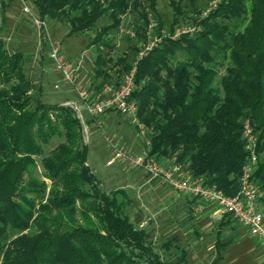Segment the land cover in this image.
I'll return each mask as SVG.
<instances>
[{
	"label": "trees",
	"instance_id": "1",
	"mask_svg": "<svg viewBox=\"0 0 264 264\" xmlns=\"http://www.w3.org/2000/svg\"><path fill=\"white\" fill-rule=\"evenodd\" d=\"M147 1L155 12V0ZM167 1L174 14L169 28L188 17L194 29L157 42L136 63L132 98L147 129L148 154L166 157L232 196L249 158L243 138L248 122L257 138L252 179L263 192L264 210V0H218L210 9L197 0ZM31 2L40 20H63L69 33L95 30L88 42L97 49L94 90L118 82L129 67L126 55H110L108 32L128 11L139 14L137 37H145L149 22L147 12L138 11L141 0ZM156 22L159 33L163 25ZM33 90L22 53L9 52L0 38V264H190L183 249L173 260L160 258L150 233L130 218L135 200L125 189L102 190L87 164L75 109L44 102L40 87ZM37 167L42 178L35 176ZM227 242H216L210 264Z\"/></svg>",
	"mask_w": 264,
	"mask_h": 264
},
{
	"label": "rangeland",
	"instance_id": "2",
	"mask_svg": "<svg viewBox=\"0 0 264 264\" xmlns=\"http://www.w3.org/2000/svg\"><path fill=\"white\" fill-rule=\"evenodd\" d=\"M141 1L138 11L144 10L147 12L149 19L143 39L137 37L134 31V25L139 20L137 11H128L123 16L121 24L107 34L109 41L114 45L110 55L113 59L126 55L127 61L125 63L129 64V67L133 63H137L157 42L162 41L164 38L179 37L190 31L194 25L188 17L180 18L179 22L170 29L169 25L174 14L167 0H155V12L149 10L147 0ZM209 2L210 0L196 1L201 9L206 8ZM25 4L29 7L30 12L23 11V3L20 0H0V38L5 48L9 52L19 51L22 53L24 72L34 85L33 92L40 87L42 101L58 103L66 98L78 99L79 97L74 88L65 85L54 87L58 73L51 69L47 56V43L44 39L41 43V30L36 22V18H38L36 6L31 0H25ZM189 15H192V13H189ZM157 18L163 25L159 33L155 32ZM43 20L51 41L58 42L63 52H66L72 60L82 57L83 66L79 72L84 73V69L87 68L88 71L84 76L91 80L92 57L96 55L97 49L95 45L89 46L88 42L93 37L95 30L84 33H69L70 27L67 22L52 17H44ZM103 21L107 22L108 20L105 18L98 21L96 26H100ZM132 44L137 48H132ZM177 57L182 58V52L178 51ZM114 69H116V66H114ZM124 72L122 70L120 77ZM84 83L88 84V81ZM88 92L92 94L93 91L90 89ZM80 102L82 101L80 100ZM77 106L80 109L84 141L87 144V164L100 181L102 190L109 191L114 188H123L127 191L129 197L139 196L140 189L138 185L130 184L129 177L124 172V174L122 173L124 165L130 167L127 161L114 160L113 163L107 164V160L112 157V148L108 140L118 142L131 156L140 155L146 149V141L149 142L145 126L138 121L136 113L134 116H130L118 112H107L88 120L85 110L80 105ZM141 130H143L142 133ZM57 142L58 139L52 140L46 150L52 148ZM35 176L42 178L40 167H37ZM260 191L263 193L261 189ZM147 202V211L142 209L148 212V216H144L142 210L137 213L135 211L137 205L129 208V215L139 227L146 228L150 233L154 250L163 261L175 259L176 254L182 248L185 250L186 258L190 264H210L217 256L215 249L216 230L203 231L199 237H188L186 239L185 235L182 234V230L177 227L176 235L178 239L174 240L169 226L166 225L167 222L164 220L171 217H183L186 213L184 209L179 207L171 210L168 204L165 203L154 209L158 201L153 203L152 199ZM262 211L264 213L263 209ZM152 215L157 216L154 218ZM210 226L211 224H207L208 228ZM199 227L202 230V226L199 225ZM193 228L195 227L193 226ZM219 239L221 241L230 240L221 247L220 257L216 264H264V245L257 242L246 227L238 224L237 232L232 235L226 234L223 230L219 235ZM166 241L171 242L168 248L162 245ZM139 264L144 263L140 262Z\"/></svg>",
	"mask_w": 264,
	"mask_h": 264
},
{
	"label": "built area",
	"instance_id": "3",
	"mask_svg": "<svg viewBox=\"0 0 264 264\" xmlns=\"http://www.w3.org/2000/svg\"><path fill=\"white\" fill-rule=\"evenodd\" d=\"M23 3V11L30 12L29 7ZM218 0L209 2L208 9L214 7ZM206 9V11H208ZM43 39L48 45L47 56L51 69L58 73L55 79L54 87L65 85L74 88L79 99L83 102L84 108L90 118H95L107 112H118L125 115L134 116L137 111V103L132 98L135 85V74L137 64L133 63L127 71L119 78L116 83H103L92 94L88 88L77 81V76L83 66L82 57L75 60L67 57L58 42L51 41L44 20L36 18ZM194 28L191 27V32ZM151 46V45H150ZM76 111L77 116L81 119L80 109L77 105L70 104ZM143 130H141V133ZM243 138L245 149L248 151V161L242 167L239 177V189L232 195H225L214 184H207L202 176L195 177L182 165L171 160L168 167L161 165L158 160L148 154L149 142L146 141V149L142 154L131 156L118 142L108 140L112 148V157L107 160V164L113 163L114 160H126L132 168H139L151 177L160 179L171 189L198 199L208 201L218 205L231 217L248 230V232L258 239L264 245V213L259 203V197L262 195L258 184L252 179V173L257 161L256 153V134L251 130L248 122L243 126Z\"/></svg>",
	"mask_w": 264,
	"mask_h": 264
},
{
	"label": "crops",
	"instance_id": "4",
	"mask_svg": "<svg viewBox=\"0 0 264 264\" xmlns=\"http://www.w3.org/2000/svg\"><path fill=\"white\" fill-rule=\"evenodd\" d=\"M64 53L66 54L67 57H69L66 52ZM93 59L94 57H92V62ZM87 71L88 69L85 68L83 71L84 73L79 72L77 76V81L85 85L88 88V91L90 89L91 91H93L94 77H93L92 67H91L92 75H90L91 80H89V78L84 76ZM87 81L88 84H85L84 82ZM58 103H62V104L73 103L75 105H80V107L84 109L86 112V109L84 108V104L83 102H80L79 98L78 99L66 98L62 102H58ZM86 114L88 116V120H90V117L87 112ZM156 159L161 165L165 167H168L171 163V160L166 157L159 156ZM182 168L185 169L184 166H182ZM123 170L124 171H122V173L124 172L129 177V183L132 185H138V188L140 189L139 196L131 197V199L135 200V205H137L135 209L137 213L142 210V212H144V216H148V212H146L148 209L146 203H148L147 201H150L152 199H153V203H155V201L156 202L158 201L155 204L154 209H156L160 205H163V203L168 204L169 209L171 210L179 207L184 209L186 213L183 217L181 218L171 217L164 220L167 222L166 225L169 226V230L171 231L173 237L172 239L174 240L178 239V236L176 235L177 227H179L182 230V234L185 235L186 239L188 237H199L202 235L203 231L216 230V240H215V249H216L217 241L229 242L230 240L227 239L221 241L219 239V235L223 230L226 234L229 235L230 234L232 235L235 232H237L238 224L232 221V219H229L226 215L227 212L224 211L222 208H220L218 205L198 199L197 197L179 193L171 189L167 184L163 183L160 179L149 176V174L145 173L141 169L130 168L127 167V165H124ZM142 208L145 209L146 211H143ZM152 216H154L155 218L157 215H152ZM142 221L143 223H145L144 220ZM207 224L208 225L211 224V226L208 228ZM199 225L202 226V230L200 229ZM193 226L195 228H193ZM256 240L257 242H259L257 238Z\"/></svg>",
	"mask_w": 264,
	"mask_h": 264
}]
</instances>
